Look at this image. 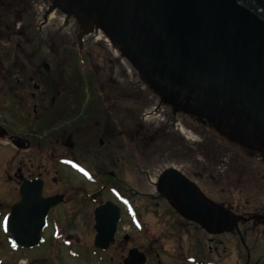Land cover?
Masks as SVG:
<instances>
[{"label":"flooded vegetation","instance_id":"af4514ba","mask_svg":"<svg viewBox=\"0 0 264 264\" xmlns=\"http://www.w3.org/2000/svg\"><path fill=\"white\" fill-rule=\"evenodd\" d=\"M51 11L70 14L64 2L0 0V185L10 188L8 205L0 202V264H264V202L226 205L220 188L218 228L189 218L181 196L213 205L207 169L193 171L189 144L173 150L161 142L159 130L171 134L172 124L148 127L144 107L130 100L127 52L85 21L74 44L64 29L78 18L61 24ZM74 45L88 76L67 59H75ZM167 171L174 172L160 185ZM131 180L142 190L129 191ZM256 183L264 195V182ZM22 197V233L42 237L27 249L14 247L4 227Z\"/></svg>","mask_w":264,"mask_h":264},{"label":"water","instance_id":"95a60500","mask_svg":"<svg viewBox=\"0 0 264 264\" xmlns=\"http://www.w3.org/2000/svg\"><path fill=\"white\" fill-rule=\"evenodd\" d=\"M65 1L100 17L105 30L119 45H128L157 84L162 78L171 89L199 87L226 94L264 125V0H143L147 26L138 32L150 45L139 47L125 0ZM172 172L164 174L160 185ZM195 196L191 201L181 196L184 212L212 226V209ZM24 202L14 205L5 224L15 245L31 247L40 238L22 233L29 228Z\"/></svg>","mask_w":264,"mask_h":264},{"label":"rangeland","instance_id":"374dc122","mask_svg":"<svg viewBox=\"0 0 264 264\" xmlns=\"http://www.w3.org/2000/svg\"><path fill=\"white\" fill-rule=\"evenodd\" d=\"M54 3L62 5L63 1L55 0ZM45 4L51 6L53 0H45ZM50 15L57 16L61 24L67 20L65 15L56 11H51ZM52 20L55 19H48V21ZM142 22L145 27V22ZM64 30V36L74 39L75 44L80 24L72 18L70 24L68 22L65 24ZM104 35L100 31L95 36L104 39L107 37ZM69 51L72 54L75 53V59L72 55H68L67 59L71 58L78 65L76 45ZM83 59L85 60L84 57ZM78 66L81 73L88 76V65L86 68L81 67L80 64ZM127 69L129 89L131 91L138 89L141 93V98L135 99L136 94L129 90V94H132L134 98L130 100L139 101V105L144 107L142 117L151 130L157 127L167 128L169 126L171 128L172 124L174 129L171 134L166 135L165 131L159 130L161 142H165L167 149L170 147L173 150H184L188 144L191 146L193 171L201 167L207 169L209 177L206 178L207 183L204 184V188L215 206H217L220 188L225 191L226 205H230L233 200L238 202V198H241L242 205L248 200L264 202V195H259L261 184L256 183L264 182V135L262 134L264 125L256 116L226 94H213L210 90L199 89V87H193L191 91L189 87L171 89L167 81L162 78L159 79L160 84L157 86L147 78L142 70L145 67L141 63H135L134 66L128 62ZM185 107L192 109V113L188 114ZM151 133L155 134L154 131ZM4 161L1 158L0 164ZM245 181H247L246 184ZM135 186L136 184L131 180L127 187L129 191L131 189L142 190V187ZM0 187L2 188H0V202L8 205L10 188L3 183ZM237 188L241 189L242 195L236 194ZM148 222L152 224L155 221L149 218ZM1 232L0 224V234ZM80 236L83 242L89 240L83 234ZM83 242L80 249L81 254L88 253L89 250L88 245ZM2 247L7 250L8 244H3ZM2 253L0 249V256ZM33 253L37 254V251ZM7 254L10 255V251ZM64 260L70 261L71 259L65 257ZM79 260L86 262V257Z\"/></svg>","mask_w":264,"mask_h":264}]
</instances>
